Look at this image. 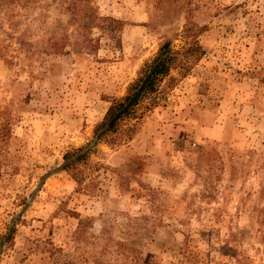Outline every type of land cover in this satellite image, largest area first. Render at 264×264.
Segmentation results:
<instances>
[{
	"label": "rangeland",
	"instance_id": "1",
	"mask_svg": "<svg viewBox=\"0 0 264 264\" xmlns=\"http://www.w3.org/2000/svg\"><path fill=\"white\" fill-rule=\"evenodd\" d=\"M184 30L204 54L78 183L63 154ZM11 223L0 264H264V0H0V233Z\"/></svg>",
	"mask_w": 264,
	"mask_h": 264
},
{
	"label": "trees",
	"instance_id": "2",
	"mask_svg": "<svg viewBox=\"0 0 264 264\" xmlns=\"http://www.w3.org/2000/svg\"><path fill=\"white\" fill-rule=\"evenodd\" d=\"M190 31L184 30L186 36L191 34ZM189 36L190 39L181 48H174L170 41L163 42L157 52L140 66L137 76L127 85L124 95L110 101L104 116L94 127L90 142L71 148L63 154L62 169L70 171L78 183L82 181L80 166L87 163L92 148L101 141L112 143L122 123L134 115L139 104L154 95L166 78L173 79V70L186 74L192 63L204 54L196 35ZM15 232V224L11 223L0 233V254L4 245L13 240Z\"/></svg>",
	"mask_w": 264,
	"mask_h": 264
}]
</instances>
